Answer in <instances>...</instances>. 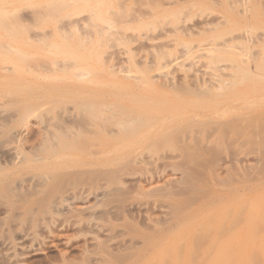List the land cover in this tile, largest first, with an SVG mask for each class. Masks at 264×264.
<instances>
[{"label":"rangeland","instance_id":"rangeland-1","mask_svg":"<svg viewBox=\"0 0 264 264\" xmlns=\"http://www.w3.org/2000/svg\"><path fill=\"white\" fill-rule=\"evenodd\" d=\"M88 1L0 0V264H193L191 236L218 216L207 246L243 206L222 242L241 258L219 261L264 262L258 224L245 234L264 220V0ZM185 175L197 191L177 214L190 195L157 187Z\"/></svg>","mask_w":264,"mask_h":264},{"label":"bare ground","instance_id":"bare-ground-1","mask_svg":"<svg viewBox=\"0 0 264 264\" xmlns=\"http://www.w3.org/2000/svg\"><path fill=\"white\" fill-rule=\"evenodd\" d=\"M56 1H57V0H55V3H54V2H53V3L56 4ZM58 1L60 2V4H61V2H62V3L64 2V0H58ZM75 1H77V0H74V2L71 0V1L68 3L67 0H65L64 4L68 3V4H69V5H68L69 7H68L67 5H66V6H67L68 9H69V8H70V5H72V4H74V6H75V4H76V6L79 5V4H77V2H79L80 4H84V3L86 4L88 0H81V1L78 0L77 2H75ZM83 1H84V2H83ZM89 1H90V0H89ZM89 1H88V2H89ZM105 1H107V0H104L103 3H105ZM114 1H117V2L119 1L118 3H116V4L119 5V6H120L119 3H121V2H122L123 4L126 3V2H128V0H126L125 2H123L124 0H123V1H121V0H114ZM120 1H121V2H120ZM131 1H132V0H131ZM133 1H134V0H133ZM156 1H157V4H156ZM171 1H172V0H168V2H167V0H165V2H167V4H169ZM182 1H183V0H182ZM184 1H185V0H184ZM186 1H187V0H186ZM189 1H190V0H189ZM248 1H249V0H248ZM81 2H82V3H81ZM108 2H109L110 4H112L111 1H108ZM159 2H160V0H154V1H153V4H156V5H154V6L158 7V6L162 5V4H160L162 1H161L160 3H159ZM249 2H251V1H249ZM70 3H72V4H70ZM103 3H102V2L99 3L100 5H99V4H96L98 7H100V9H99L97 6H93V7H89L87 10H89L90 8H93L91 13H95V12H97V11L100 10L99 12H100L101 14H99V12H97V13H96L97 15H102V14L107 15V13H108V12H107V9H106V10L103 9V10L105 11V13L101 11V10H102V6H101V4H103ZM122 3H121V4H122ZM158 3H159V4H158ZM162 3H163V2H162ZM176 3H177V2H176ZM245 3H246V2H245ZM110 4H108V7H109V8H110V7L112 8L113 5L110 6ZM167 4H163V5H167ZM170 4H171V3H170ZM170 4H169V5H170ZM177 4H178V3H177ZM187 4H188V3H187ZM56 5H59V4H56ZM105 5H106V4H105ZM117 5H116V6H117ZM175 5H176V4H175ZM248 5H250V4L248 3ZM248 5L246 4V5H245V8H246V6H247L249 9H251L252 5H251V6H248ZM116 6H115V7H116ZM119 6H117L118 10L120 9ZM60 7H62V5H59V6L57 7V9H58L57 12H58L59 10L64 11V10H62ZM67 7H66V8H67ZM94 7H95V8H94ZM108 7L105 6V8H108ZM160 7H161V6H160ZM59 8H60V9H59ZM62 8H63V7H62ZM64 8H65V7H64ZM186 8H187V7H186ZM68 9H66V11H68ZM246 9H247V8H246ZM69 10H70V9H69ZM71 10H73V9H71ZM90 10H91V9H90ZM118 10H115L114 12H116V11H118ZM66 11L64 12V14H67ZM183 11H184V10H183ZM68 12H69V11H68ZM141 12H142V11H141ZM228 12H229V11H228ZM60 13H61V12H60ZM91 13H90V14H91ZM62 14H63V13H62ZM138 14H139V13H138ZM138 14L135 15L136 18L134 17V18H135L134 21H136V20L138 19V17H137ZM222 14H223V13H222ZM67 15H68V14H67ZM94 15H95V14H94ZM139 15H140V17L142 16L141 13H140ZM224 15H225V13H224ZM59 16H62V15H59ZM91 16H92V14H91ZM69 17H71V16H69ZM143 17H144V15L141 17V19H142ZM220 17H221V20L224 19L223 21H226V19L228 18V15L225 16V17L222 16V15H220ZM225 18H226V19H225ZM206 19H207V18H206ZM206 19H204V21H205ZM132 20H133V19H132ZM202 20H203V19H202ZM202 20H201V21H202ZM207 20H208V19H207ZM207 20H206V22L202 21V23H203V24L205 23V24L207 25ZM211 21H212V20H211ZM219 21H220V20H219ZM70 22H71V21H70ZM85 22H86V21H85ZM85 22H84V24H86ZM199 22H200V21H199ZM75 23H77V24H75ZM104 23H105V22H104ZM107 23H108V22H106V27L108 26ZM128 23H130V22H128ZM195 23H196V22H195ZM195 23L192 24V25H196V24H197L196 26H197L198 28H199V25H198V24H202L201 22H200V23H196V24H195ZM214 23H216V21H215ZM68 24H69V25H68ZM68 24L65 26V28H67V27H71V26H72L73 28H75V26H76V27L78 26V22H73V24H74L75 26H74V25H71V26H70V24H72V22H71V23L68 22ZM84 24H83V25H84ZM109 24H110V26L113 27V28L117 25L116 23L114 24L113 22H112V23H109ZM112 24H114L115 26L112 25ZM118 24H120V23H118ZM121 24H122V23H121ZM121 24H120V25H121ZM167 24H168V23H167ZM167 24H165V27H169V29H168V28H167V29L165 28V29L168 30V32H171V31L174 32V31H175L174 33H176V30H177V28H178V32L180 33V32H181L180 30H181L182 28L185 27V26H179V27H178L177 25H175L176 27H175V26L172 27L173 23H171L172 25H171V27H170L169 24H168V26H166ZM174 24H175V23H174ZM203 24H202V25H203ZM205 24H204V26H205ZM81 25H82V24H81ZM81 25H80V26H81ZM120 25H117V26L115 27V29H123V26H122V28H120ZM123 25L125 26V28L128 27V25H126V24H123ZM192 25H191V26H192ZM208 25L211 26V25H214V24H213V22H212L211 24H208ZM84 26H85V25H84ZM110 26H109V27H110ZM191 26H190V27H191ZM72 27H71V28H72ZM117 27H119V28H117ZM154 27H155V26H154ZM156 27H157V26H156ZM201 27H202V26H201ZM208 27H209V26H208ZM208 27H204L205 29H204L203 27H202V28H199V29H204V30H206V29H208ZM71 28H70V29H71ZM170 28H171V31H170ZM173 28H174V29H173ZM175 28H176V29H175ZM179 28H180V29H179ZM188 28H189V26L186 27V31H187ZM70 29L68 28V30H70ZM105 29H106V28H105ZM152 29H153V28H152ZM189 29H190V28H189ZM108 30H109V29H108ZM153 30H154V29H153ZM195 30H196V29H194V31H195ZM183 31H184V32H183ZM194 31H193V34H195ZM199 31H200V30H199ZM201 31H203V30H201ZM182 32L185 33V34L187 33V32H185V29H183ZM182 32H181V33H182ZM195 32H196V31H195ZM248 33H249V32H248ZM250 33H251V32H250ZM191 34H192V32H190V35H191ZM248 35H250V34H248ZM251 35H252V33H251ZM250 38H251V37H250ZM250 38H249V39H250ZM252 39H256V41L254 40L255 42L253 41V43H254V45H255V44L259 43L260 41H262L263 38L260 40L259 37H257V38H256V37H253ZM257 40H258V41H257ZM263 40H264V39H263ZM250 41H251V40H250ZM260 43H261V42H260ZM263 43H264V42H263ZM263 43H262V45H263ZM218 45H220V44H218ZM218 45H216V48H217ZM223 45H224V44H223ZM262 47H263V46H262ZM258 53H259V52H258ZM260 55H261V54H260ZM262 55H263V54H262ZM262 55H261V56H262ZM247 58H248V61H250V62H253V61L256 60V59H254V60L252 59V61H251V58H249V56H248ZM261 58H263V60H264V55H263L262 57H260V59H261ZM223 81H224V79H223L221 82L223 83ZM218 82H219V83H217V85L220 86V84H222V83H221L220 81H218ZM224 82H225V81H224ZM217 85L215 86V88L217 87ZM213 87H214V86H213ZM143 122H144V120H143L142 122H140V125H141ZM227 122H228V121H227ZM121 123H122V122L118 123V124H117L118 126L115 125V127H117V128H118L119 126H123V127H124V126H125L124 124H126V123H124V124H123V123L121 124ZM202 123H204V122H202ZM120 124H121V125H120ZM223 125L225 126V123H224ZM223 125H222V126H223ZM242 125H243V124H242ZM242 125H240V128H241ZM219 126H220V125H219ZM222 126H221V127H222ZM243 126H244V125H243ZM225 127H227V126H225ZM117 128H116V129H117ZM124 128H125V127H124ZM124 128H123V129H124ZM242 128H243V127H242ZM212 129H213V128H212ZM216 129H217V127H216ZM251 129H252V128H251ZM115 131H117V130H115ZM250 132H251V131H250ZM262 154H264V153H262ZM260 155H261V154H260ZM258 157H261V156H258ZM262 160H263V159H262ZM261 164H262V163H261ZM231 165H232V164H231ZM253 165H254V164H253ZM257 165H258V164H257ZM247 166H248V165H247ZM262 166H263V168H264V165H263V164H262ZM262 166L260 165V167H262ZM177 167H178V166H177ZM248 167H249V166H248ZM244 168H245V167H244ZM257 168H258V166H257ZM257 168H256V166H255V169H257ZM176 169H177V168H176ZM232 169H233V168H232ZM235 169H236V168H235ZM246 169H247V168H246ZM246 169H245V170H246ZM250 169H251V168H250ZM186 170H187V169H186ZM236 170H237V169H236ZM236 170H234V171H236ZM257 170H258V169H257ZM247 171H248V170H247ZM247 171H246V172H247ZM259 171H261V170H259ZM232 172H233V171H232ZM252 172L254 173V169H253V171H251V173L249 172L248 175H249V174H252ZM256 172H257V171H256ZM263 172H264V170L261 171V173H263ZM180 173H181V172H180ZM227 173H229V172H227ZM237 173H239V172L237 171ZM237 173H236V174H237ZM183 174H184V173H183ZM189 174H190V173H189ZM225 174H226V173H225ZM234 174H235V173H233V174H231V173H230V174H227V176H225V177H227L226 180L228 179L229 176L231 177V176L234 175ZM245 174H246V173H245ZM258 174H259V172H258ZM65 175H66V174H65ZM65 175H64V177H65ZM254 175H255V174H254ZM238 176H241V175L238 174ZM246 176H247V174H246ZM249 176H250V175H249ZM249 176H248V177H249ZM41 177H42V175H39V176L37 175L36 177L34 176V177H33V181H35V180H34L35 178H36V181H37V179H39V178H41ZM177 177H178V176H177ZM191 177H192V176L190 175V178H189V179H191ZM225 177H224L223 179H219V178L216 176V178H218L220 181L222 180L223 183L225 182V180H224ZM232 177H234V176H232ZM232 177H231V178H232ZM251 177H252V176H251ZM187 178H188V176L185 175V176H183V177H180V180H177V183H176V184H181L182 187L179 186V188L176 189V190H175V188L178 187V185H176V184H172L171 182H170V183H166V184H164L163 186H161V188L159 187L160 189L157 187L158 192H157L156 194H157L158 196H160V197H168V196L170 197V196H172V195H173V196H180V195H181V196H183V195L185 196V195H187V194L190 195V197L187 196L189 199L187 198V200H184V201H182L181 203L178 202V203L176 204L177 207H176V205L174 206V210H175L176 213H177V211L181 210L183 207L186 208V206H187V205H186V206H182V205H184V204L187 203L188 201L190 202V201L193 200V198H192V194H190V193H191V191L194 189V187H196V186H194L195 183H193L192 180H191V183H189L190 181H188ZM231 178H230V179H231ZM249 178H250V177H249ZM61 179H62V178H61ZM61 179H60V180H61ZM195 179H196V178H195ZM242 179H243V178H242ZM250 179H252V178H250ZM39 180H40V179H39ZM42 180H43V177H42ZM42 180H41V181H42ZM175 180H176V179H175ZM193 180H194V178H193ZM243 180H244V179H243ZM248 180H249V179H248ZM252 180H253V179H252ZM254 180H255V178H254ZM170 181H171V180H170ZM239 181H240V180H239ZM38 182H40V181H38ZM222 182H221V183H222ZM227 182H228V180H227ZM63 183H64V182H63ZM223 183H222V184H223ZM231 183H232V182H231ZM233 183H234V182H233ZM62 185H63V184H62ZM15 186H17V185H15ZM15 188H16V187H15ZM62 188H63V187H62ZM153 190H154V188H153ZM194 190H196V189H194ZM200 190H201V189H200ZM110 191H111V190H110ZM196 191H197V190H196ZM56 192H57V191H56ZM155 192H156V191H155ZM188 192H189V193H188ZM198 192H199V191H198ZM201 192H202V190H201ZM202 193H203V192H202ZM242 194L245 195L244 193H242ZM103 195H104V194H103ZM106 195H109V194H106ZM112 195H113V194H111V196H112ZM153 195H154V194H153ZM100 196H101V195H100ZM237 196H238V195H237ZM241 196H242V195H241ZM52 197H54V199H59V200H60V199H61V193L58 192V193L56 194V196H52ZM105 197H106V196H105ZM113 197H114V196H113ZM155 197H157V196H155ZM219 197H220V196H219ZM221 197H222V196H221ZM246 197H247V196H246ZM114 198H115V197H114ZM182 198H183V197H182ZM160 199H161V198H160ZM199 199H201V198H198V200H199ZM204 199H205V198H204ZM224 199H225V197H224ZM242 200H243V198L241 199V201H242ZM241 201H240V203H241ZM243 201H244V200H243ZM245 201H246V200H245ZM107 202H108V201H107ZM238 202H239V201H238ZM244 203H245V202H244ZM39 204H40V203H39ZM40 205H41V204H40ZM245 205H246V204H245ZM34 206H35V205H34ZM167 206H168V205H167ZM189 206H190V205H189ZM36 207H37V206H35V208H36ZM172 207H173V206H172ZM245 207H246V206H245ZM245 207L243 206V208L240 210L241 212H239V214H237L235 217H233V219H231V221H230L231 223L228 221V223H229L228 226H231L230 224H234L232 221L238 218L237 221L235 222V226L233 225L234 227L231 228L229 232H227L228 229H229L228 226H227L228 229H227V228L224 229V227L226 226V225H225V222H226L228 219L225 218L224 222L222 221V222L220 223L219 229H218V231H216V233H219V234H216V233H215V234H216L215 236H217V235L219 236L220 242L217 241V240H219L217 237H216L217 239L215 238V240H214V238L212 237L213 240H211L214 244L217 242V243L215 244L216 247L219 246V248H221V249L217 248V250H216V247H215V250H216V252H218V254L214 251V248H213L214 245H212V244H213L212 242H210V243H212V244H211L212 249H211V247L209 248V249H211V250H208V248L205 249V247H209L210 243L206 244L207 246L201 245V243H202V244H205L204 242H202V239L205 240V238H206L205 241H207V240L209 239V238L207 239V237L209 236V234L212 235V234H213V233H212V232H213V229H215V227L213 228V227L211 226V224H210V222H211L212 224H214L213 221H209V220L214 219V218H216V217H217V218H216V220H217V219H218V216H216V217H210V219H209L208 221L205 222L207 225H206L203 221H201L202 219L200 220V222H198V224H199V223H200V224H199L198 226H197V225L195 226V227L197 228L196 230H198V228H202V227L204 226L203 224H205V230H203V229H204V227H203L201 230H198V231H200V233H201V231H202V233H203V231H206L207 234H208V233H209V234H208V236H207V234H206L205 232H204V233H205L206 235L201 233V234L204 236V238L200 239L202 236H201L200 233H197L198 231H196L195 234L192 233L193 235H196V234H197V236H193V235L191 236V239L193 238V239H192V240H193L192 243L194 244V245L192 244L191 247H194L193 249L195 250V251H194V250L192 249V250L194 251V252H193V253H194V257L196 258V260H197V258H198V262L194 263V262H195V261H194L193 264H205V263H206V264H210L209 262H212L211 260H214V258H216L217 255H219V257H217L218 259L216 258V260H214L215 263L220 264V262H221V263L223 264L224 261H221V260L224 259V258H226V260H229V262L232 261L231 263H233V260H234L235 256H237V255L234 253V254H235L234 258H233V257H230V256L232 255L233 250H234V249H232L231 247L234 246V248H237V247H236V246H237V243L232 244V242H233V241H232V242H230L229 244H227V243H228V241H227V243H226V245H227L226 248H227V249L225 248V251H222V250L224 249V247H222V246H223V245H222V242L225 243L226 240H229V241H230V240H231V236H232V239H233L234 236H233L232 234H236L235 232H236L237 230L239 231V228L236 227L237 223L239 222L238 225L241 224V223H244V222H246V221L248 220V218L251 216V215H250L251 210H248V211H250L249 214L247 213V214L250 215V216H247V214L244 215V213H245L244 211L247 210ZM169 208H171V207L169 206L168 209H169ZM187 208H188V206H187ZM30 209H33V208H30ZM183 209H184V208H183ZM238 210H239V209H238ZM33 211H35V210L33 209ZM33 211H30V212H33ZM42 211H43V210H42ZM45 211H46V210H45ZM171 211H172V208H171ZM242 211H243V212H242ZM30 212H29V214L31 215L32 213H30ZM102 213H103V212H102ZM166 213H167V212H166ZM168 213H169V212H168ZM198 213H199V212H198ZM204 213H205V212H204ZM207 213H210V211H209V212L207 211ZM240 213H241L242 215H241ZM29 214H28L27 217H29ZM33 214L36 215V213H34V212H33ZM33 214H32V216H34ZM177 214H178V213H177ZM202 214H203V213H201V216H203ZM220 214H221V213H220ZM220 214H219V218H220ZM252 214H253V213H252ZM103 215H104V214H103ZM165 215H166V214H165ZM173 215H174V216H172L170 220H169V219H166V220H164V221H161L162 223L164 222L163 224L161 223V226H163V225H167V224H165V222L170 223V221H173V217L176 218V216H177L175 213H174ZM175 215H176V216H175ZM209 215H210V214H209ZM209 215L206 214V216H209ZM211 215H212V213H211ZM238 215H240V216L238 217ZM101 216H102V215H101ZM104 216H105V215H104ZM198 216H200V214H199ZM206 216H205V218H207ZM254 216H255V215H254ZM262 217H263V219H264V215H263ZM262 217H261L260 220H262ZM169 218H170V217H169ZM199 218H204V217H199ZM208 218H209V217H208ZM227 218H228V217H227ZM176 219H177V218H176ZM249 219H250V218H249ZM257 219H258V218H256V216H255V221H256V222H253V223H252V226L250 225L248 229H249V230H250V229L255 230V229H253V228H255V227L253 226V224L255 225V224L257 223V224H258V225H257V226H258V227H257V231H258V232H257V231H255V232H257L258 234H260V235L262 236V238H263V235H264V234H263L264 226H263V228H262V223H263V225H264V220H262L263 222H261V223L259 222V223H258V222H257V221H258ZM33 220H34V218H33ZM216 220H215V221H216ZM34 221H36V220H34ZM156 221H157V220H156ZM208 222H209V223H208ZM222 223H223V224H222ZM159 224H160V221H159ZM196 224H197V223H196ZM209 224H210V226L212 227L211 229L207 227ZM259 224H260V226H259ZM201 225H202V227H200ZM221 225H222L223 227H222ZM238 225H237V226H238ZM241 226H242V225H241ZM243 226L245 227L246 225L243 224ZM243 226H242V227H243ZM167 227H168V226H167ZM206 227L208 228V230L206 229ZM235 227L237 228V230L234 231L233 229H235ZM251 227H252V228H251ZM259 227H261L263 230H260L261 228L259 229ZM193 228H194V227H193ZM193 228H192V229H193ZM220 228H221V229H220ZM222 228H223V229H222ZM149 229H151V225H150V228H148V231H149ZM152 229H153V228H152ZM241 229H243V228H241ZM188 230H189V229H188ZM188 230H187V231H188ZM209 230H211V231L209 232ZM249 230H246L245 232H247V231H248V232L245 233V234H248V233H249V234H252V233H250V232H253V231H252V230L249 231ZM219 231L222 232V233H220ZM231 232H232V233H231ZM240 232H241V230H240ZM240 232H239V234H240ZM255 232H254V235L256 236L257 233H255ZM259 232H260V233H259ZM261 232H262V233H261ZM167 233H168V232H167ZM224 233H225V234H224ZM241 233H242V232H241ZM222 234H223V235H222ZM226 234H228V235H226ZM230 234H231V235H230ZM237 234H238V232H237ZM245 234H244V235H245ZM258 234H257V236H258ZM211 235H210V238H211ZM220 235H221V236H220ZM242 235H243V234H241V236H242ZM254 235H251V237H253ZM223 236H224V237H223ZM225 236L229 237L230 239H228L227 237H226V238H227V239H226ZM255 236H254V237H255ZM194 237L196 238V241H195ZM199 237H200V238H199ZM236 237H237V236H236ZM245 237H246V235H245ZM254 237L251 238L250 241H251V240L255 241V240H256V237H255V240H254ZM141 238H142V237H141ZM198 238H199L200 241L198 240ZM221 238H222V239H221ZM242 238L244 239V237H242ZM249 238H250V237H249ZM142 239H143V238H142ZM225 239H226V240H225ZM238 239H239V238H237V240H238ZM223 240H224V241H223ZM237 240H236V241H237ZM259 240H260V242L262 241V243H264V240L261 239V237H260V239H258V244L262 245V244L259 242ZM234 241H235V240H234ZM236 241H235V242H236ZM245 241H246V240H245ZM253 241H252V242H253ZM194 242H195V243H194ZM198 242H199V243H198ZM182 243H183V242H182ZM244 243H245V242H244ZM196 244H197V245H196ZM220 244H221V245H220ZM230 244H232V246H231ZM252 244H253V243H252ZM224 245H225V244H224ZM235 245H236V246H235ZM249 245H251V244H249ZM249 245H248V246H249ZM195 246H196V248H195ZM199 246H200V251H199V249H198ZM203 246H204V250H203V251L205 252V251L208 250V251H207L208 253H205V254L202 253V256H203L204 258H203L202 256H201V257H198V256L200 255L199 252H203V251L201 250V248H203ZM228 246H231V247H229V249H230V248L232 249V250L230 249L231 251H229V253L231 252V255H229V253H228V250H229V249H228ZM240 246H241V245H240ZM243 246H244V245H243ZM262 246H264V244H263ZM241 247H242V246H241ZM222 248H223V249H222ZM183 249H184V248H183ZM190 249H191V248L188 249V250H189V251H188L189 256H190V253H192V252H190ZM218 249H219V250H218ZM242 249H243V248H241V249H240V252H238V253L241 254V256H242V253H241V250H242ZM250 249H251V250H250ZM257 249H258V248H257ZM260 249L263 250V249L261 248V246H260ZM192 250H191V251H192ZM197 250H198V251H197ZM236 250L239 251V248L236 249ZM249 250H250V251H249V255H250V253H251V255L255 254L254 251H252V250H256V249L249 248ZM102 251H103V250H102ZM183 251H184V250H183ZM183 251H182V252H183ZM243 251H244V250H243ZM251 251H252L253 253H252ZM103 252H104V251H103ZM131 252H132V251H131ZM189 252H190V253H189ZM196 252H197V253H196ZM212 252H213L214 254H217V255H215V256L212 255V254H213ZM220 252H221V253L226 252V253L228 254L229 259H228L227 257H223V258H222V256H227V254L222 255ZM127 253H128V252H127ZM195 253H196V255H195ZM198 253H199V254H198ZM211 253H212V254H211ZM219 253H220L221 255H220ZM238 253H237V254H238ZM131 254H132V253H131ZM182 254H183V253H182ZM182 254H181V255H182ZM197 254H198V255H197ZM206 254H207V255H206ZM192 255H193V254H192ZM204 255L207 256L208 261H206L207 258H206V256H204ZM208 255H209V256L211 255L212 257L214 256V258L212 259L211 257H208ZM249 255H248V256H249ZM251 255H250V257H251V259H252L253 256H251ZM126 256H127V255H126ZM126 256H125V257H126ZM232 256H233V255H232ZM255 256H257V255H255ZM255 256H254V257H255ZM118 257H119V256H118ZM128 257H129V256H128ZM250 257H249V258H250ZM258 257H259V256H258ZM195 258H194V260H195ZM219 258H222V259L219 261ZM230 258H231L232 260H230ZM238 258H239V259L241 258L239 254H238V256H237V258H236L235 260H237ZM249 258H248V261L250 260ZM66 259H67V258H66ZM179 259H182V257H180ZM191 259H192V258H191ZM239 259H238V260H239ZM255 259H256V262H259V260H257V259H260V257H259V258L255 257ZM255 259H254V260H255ZM261 259H263V258H261ZM121 260H123V259H120V261H121ZM199 260H200V261H199ZM246 260H247V259H246ZM69 261H70V260H69ZM201 261H202V263H201ZM218 261H219V262H218ZM248 261H247V262H248ZM252 261H253V260H252ZM252 261L250 260V262H248V264L251 263ZM260 261H261V262H259V264H261V263L263 262V260H260ZM207 262H208V263H207ZM253 262H255V261H253ZM225 263H226V261H225ZM211 264H214V262L211 263ZM229 264H230V263H229ZM236 264H237V263H236ZM262 264H264V262H263Z\"/></svg>","mask_w":264,"mask_h":264}]
</instances>
